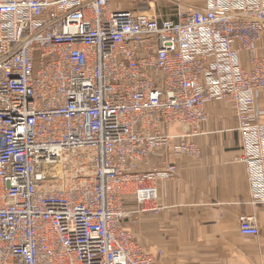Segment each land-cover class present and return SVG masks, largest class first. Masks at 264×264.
Listing matches in <instances>:
<instances>
[{
  "label": "built area",
  "instance_id": "2783aa9c",
  "mask_svg": "<svg viewBox=\"0 0 264 264\" xmlns=\"http://www.w3.org/2000/svg\"><path fill=\"white\" fill-rule=\"evenodd\" d=\"M185 1L158 20L110 0H0V264H156L125 221L160 210L177 168L143 170L162 151L199 158L219 102L264 205V0ZM240 227L259 234L253 214Z\"/></svg>",
  "mask_w": 264,
  "mask_h": 264
},
{
  "label": "crops",
  "instance_id": "0c3cea01",
  "mask_svg": "<svg viewBox=\"0 0 264 264\" xmlns=\"http://www.w3.org/2000/svg\"><path fill=\"white\" fill-rule=\"evenodd\" d=\"M176 0H110L111 9L158 20L174 18ZM203 2L185 1L182 7L200 8ZM264 59V33L258 45ZM264 104V100H263ZM204 136L195 138L201 156L152 155L143 171L176 165V177L157 182V213L139 214L125 221L138 245L156 264H264V205L251 203L246 170L238 162L239 136L231 107H211ZM136 210L134 197L125 200ZM255 215L259 234L243 236L240 217Z\"/></svg>",
  "mask_w": 264,
  "mask_h": 264
}]
</instances>
